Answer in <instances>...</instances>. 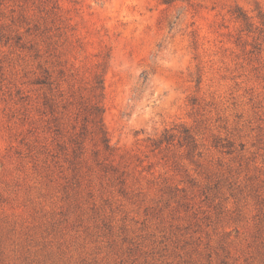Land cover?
<instances>
[{
  "label": "rangeland",
  "instance_id": "obj_1",
  "mask_svg": "<svg viewBox=\"0 0 264 264\" xmlns=\"http://www.w3.org/2000/svg\"><path fill=\"white\" fill-rule=\"evenodd\" d=\"M0 264H264V0H0Z\"/></svg>",
  "mask_w": 264,
  "mask_h": 264
},
{
  "label": "trees",
  "instance_id": "obj_2",
  "mask_svg": "<svg viewBox=\"0 0 264 264\" xmlns=\"http://www.w3.org/2000/svg\"><path fill=\"white\" fill-rule=\"evenodd\" d=\"M103 79L101 74L96 76V85L94 90L101 87ZM103 106L99 102L90 103L86 109L85 120L92 124L93 132L99 139V141L105 146V148H110L108 132L103 123ZM79 144L80 142H76Z\"/></svg>",
  "mask_w": 264,
  "mask_h": 264
}]
</instances>
